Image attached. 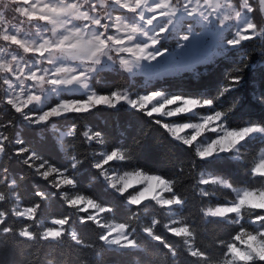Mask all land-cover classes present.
I'll list each match as a JSON object with an SVG mask.
<instances>
[{
    "label": "trees",
    "instance_id": "16d2710c",
    "mask_svg": "<svg viewBox=\"0 0 264 264\" xmlns=\"http://www.w3.org/2000/svg\"><path fill=\"white\" fill-rule=\"evenodd\" d=\"M253 17L258 26L263 25L258 5ZM4 84L0 74V264H221L227 258L229 241L240 228L257 232L250 219L261 218L264 228L261 210L243 208L241 221L233 215L208 217L206 210L218 200L215 194H220L212 182H203L204 175L211 174L234 187L256 184L251 163L264 146V137L247 139L241 145V160L229 156L201 160L171 139L153 118L124 104L70 112L41 126L27 124L25 114L5 100ZM90 84L100 94L164 89L199 100L212 99L218 108H232L228 118L232 128H264V35L246 39L180 76L153 83L141 74L101 69ZM67 131L72 133L62 138L60 133ZM113 148L126 150L134 163L171 183L174 194L183 201L176 211L180 223L192 234V249L170 230L180 223H173L165 207L151 200L129 205L107 187L92 164ZM45 160L48 164L40 168ZM49 166L57 169L51 174L57 183L74 179L76 187L57 190L49 184L42 178ZM61 192L68 199L83 194L111 209L104 211L103 219L126 225L137 247H109L104 241L105 229L91 217V211L70 207ZM23 208L31 209L32 216L18 215ZM55 219L64 221L66 231L52 240L44 231L54 226Z\"/></svg>",
    "mask_w": 264,
    "mask_h": 264
},
{
    "label": "rangeland",
    "instance_id": "374dc122",
    "mask_svg": "<svg viewBox=\"0 0 264 264\" xmlns=\"http://www.w3.org/2000/svg\"><path fill=\"white\" fill-rule=\"evenodd\" d=\"M8 2L9 0H0V16H3V22H0V64L11 63L12 72L15 75H1L5 83V100L7 102L13 101L21 109L25 114L27 124L41 126L46 124L50 118L63 117L74 111H87L98 105L117 107L124 104L130 108L139 109L141 97L149 91L160 90L169 96H179L182 99L178 103L182 102L183 99L199 100L193 97H185L176 93L175 90L167 91L164 89H146L139 93H131L125 89L111 94H100L90 84L91 78L97 71L91 76L77 74L74 77L69 76L66 79L54 81L53 87L48 88L44 93L37 91L34 85L29 87L32 85L31 80L22 87L17 82L16 77L20 76L21 68L24 69V75H28L41 67L34 62V58L38 54L24 53L20 45L11 43L10 39L5 40L3 37H16L25 46L28 44L39 45L51 35L50 20L64 17V12L54 14L47 9H64L67 4H78L82 0H32L36 9H44V14L36 11L31 19L19 16L13 19V13L5 7ZM255 5H258L263 14V25L260 26L256 24L253 17ZM132 8L135 10H131ZM85 10L101 16V23H108L113 26H140L150 19L153 21V25H156L153 32H158L159 28L164 25L168 26L167 35L160 50L154 53L158 57L157 60L152 63L144 62L139 67L133 66L131 72H126L129 75H144L148 81L153 83L166 77H176L186 71H192L196 66L210 63L217 56L238 47L244 40L264 35V0H119V3L117 0H106L105 4H101L100 0H89V4L81 9V11ZM93 10L95 11L93 12ZM43 17H49V19ZM197 40L201 42L199 54L192 62L179 65H173L170 62V57L177 50V45L190 46ZM101 69L113 70L117 68L106 62L99 68V70ZM20 78L22 79L23 76ZM29 95L39 96L40 100L39 102L33 100L25 107V101ZM33 108L36 109L35 112H32L31 109ZM45 113L48 115L41 120L40 118ZM235 129H247L245 139L232 151L219 153L206 160L223 156L241 160V145L247 139L264 137V128L259 125H248ZM71 133L72 131L61 132L60 136L63 138ZM2 151V144H0V155ZM261 159H264V155L259 153L256 161ZM254 177L257 179L256 184L234 187L223 177L205 174L203 182H212L215 190L220 194V197L215 194L218 200L214 201L213 206L206 210V215L213 219H225L233 215L236 220L241 221L243 208L253 209L250 204L241 203L245 192L251 193L254 197L264 192V176L255 175ZM166 181L171 187V183ZM151 186L154 194H159L158 199L161 201L159 204L173 216V223H180L176 209L183 205V201L173 191H163V186L158 181H152ZM78 207L79 209L84 208L85 203L81 202ZM85 211H91V217L96 219L105 229L104 241L109 247L118 249L137 247L126 225L116 221H105L103 219L104 211L99 208H87ZM18 215L31 217L32 210L23 208L18 211ZM260 221L261 218L250 219V223L258 228L257 232L252 231L253 233L264 231ZM51 223L54 226L45 230L44 236L57 240L66 231L64 221L55 219ZM170 230L177 236L184 238L189 248H193L192 234L186 224L180 223L172 226ZM69 232L75 233L73 229H70ZM147 232L151 231L148 230ZM25 234L29 235L27 232ZM228 260L229 257L221 264H227Z\"/></svg>",
    "mask_w": 264,
    "mask_h": 264
},
{
    "label": "clouds",
    "instance_id": "9594fccd",
    "mask_svg": "<svg viewBox=\"0 0 264 264\" xmlns=\"http://www.w3.org/2000/svg\"><path fill=\"white\" fill-rule=\"evenodd\" d=\"M100 2L105 4L106 0ZM88 4L89 0L67 4L63 18L50 20L51 35L39 45L25 46L16 37H3L20 45L24 53L38 54L34 62L41 67L28 75H24V69L21 68L20 76L16 77L22 87L31 80L32 85L29 87L34 85L37 91L44 93L53 87L54 81L77 74L91 76L106 62L117 69L131 72L133 66L139 67L144 62L152 63L157 60L158 57L154 53L158 52L163 44L167 25L160 27L158 32H153L156 25H153L151 19L134 27L101 23V16L87 10L81 11ZM5 7L13 13V19L17 16L31 19L36 11L44 14V9H36L32 0H9ZM131 10L134 11L135 8ZM0 22H3V16H0ZM0 74L15 75L11 63L0 64ZM181 99L160 90L149 91L141 97L140 108L137 110L153 118L171 139L183 144L197 159H208L219 153L230 152L245 139L247 129L238 130L228 123L232 108H218L212 99H183L178 103ZM33 100L39 102L40 97L29 95L25 107ZM8 103L12 104L16 111H21L13 101ZM47 115L45 113L40 119H45ZM258 152L264 155V146H261ZM46 164L48 161L45 160L39 167L44 168ZM92 166L99 172L107 187L123 197L129 205L139 206L149 200L154 203L161 202L158 199L159 194H154L152 190V181H158L163 186V191H173L164 177L150 174L148 170L134 163L126 154V150L120 148H113L107 154H102V159L93 162ZM251 170L254 176H264V159L256 161L254 158ZM56 171L55 166H49L42 178L57 190L62 186L76 187L74 179L66 178L57 183V177L51 175ZM61 197L70 207L84 202L85 207L79 209L81 212L87 208L111 211L83 194L77 193L68 199L67 193L61 192ZM241 203L264 211V192L255 197L245 192ZM224 255L229 257L227 264H264V231L253 233L251 230L240 228L229 241Z\"/></svg>",
    "mask_w": 264,
    "mask_h": 264
},
{
    "label": "snow or ice",
    "instance_id": "6c2138e0",
    "mask_svg": "<svg viewBox=\"0 0 264 264\" xmlns=\"http://www.w3.org/2000/svg\"><path fill=\"white\" fill-rule=\"evenodd\" d=\"M47 11L54 14H59L64 12L65 9L49 8ZM44 19H49V17H43ZM200 41H194L190 46L177 45V50L170 57V62L173 65H179L184 63L192 62L199 54ZM186 49V50H185ZM166 51V50H165Z\"/></svg>",
    "mask_w": 264,
    "mask_h": 264
}]
</instances>
